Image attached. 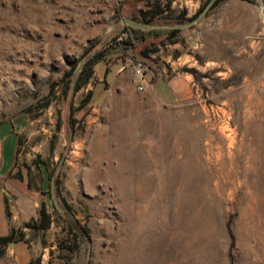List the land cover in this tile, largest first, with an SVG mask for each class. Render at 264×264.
<instances>
[{"label": "rangeland", "instance_id": "rangeland-1", "mask_svg": "<svg viewBox=\"0 0 264 264\" xmlns=\"http://www.w3.org/2000/svg\"><path fill=\"white\" fill-rule=\"evenodd\" d=\"M210 1L0 0V121L23 119L11 176L29 184H0V234L22 228L34 264H264V0L197 19ZM158 5L151 22L182 26L127 22ZM113 51L132 70L94 92L107 68L89 60ZM139 62L190 90H140ZM43 206L50 226L26 225ZM69 219L88 235L70 239ZM8 245L0 264H18Z\"/></svg>", "mask_w": 264, "mask_h": 264}, {"label": "crops", "instance_id": "crops-1", "mask_svg": "<svg viewBox=\"0 0 264 264\" xmlns=\"http://www.w3.org/2000/svg\"><path fill=\"white\" fill-rule=\"evenodd\" d=\"M112 50H122L120 48L112 49ZM119 51H113L109 54H106L102 57H99L95 62V67L98 65L99 61H103V63H106V73H103V71H96L98 74V81L91 86V89L94 92H100L107 86V83H109L110 79L108 77V71L110 69H113L117 62H120L117 66L115 72L121 73V72H130L132 69L130 67V62L126 59H122L119 56ZM111 56H114L112 59H110ZM110 68V69H108ZM153 73H146L145 77V87L149 89H154L159 98L165 102H171L180 96L186 94L190 88H191V77L183 72L177 71L175 73H172L171 75L168 74L165 71V74H161L160 76L153 77ZM115 78V77H114ZM113 80V79H112ZM111 80V81H112ZM104 82L103 85H101V82ZM101 87V88H100ZM101 95V94H100ZM99 95V96H100ZM15 123H12V125L7 124L9 120H12V118H7L2 121H0V184H3L5 188H13L15 190L16 187L23 188L25 190L29 189L28 180L26 178H19L17 176H11V172L13 171V168L15 166L16 156H17V149L19 146V138L22 132V129L24 127L23 119L16 116L13 117ZM13 121V120H12ZM10 135H14L17 138L16 141V147H15V157L14 161L8 165L7 170H3V145L5 142V139L8 138ZM8 186V187H7ZM3 187V189H4ZM24 199L29 200L28 196H23ZM10 229H6L2 231L4 234L8 233ZM12 247V250L14 251L17 263L18 264H34V262L31 259V251L28 247L27 241H12L9 243L8 246Z\"/></svg>", "mask_w": 264, "mask_h": 264}, {"label": "trees", "instance_id": "trees-1", "mask_svg": "<svg viewBox=\"0 0 264 264\" xmlns=\"http://www.w3.org/2000/svg\"><path fill=\"white\" fill-rule=\"evenodd\" d=\"M203 9L204 8H202L200 12H202ZM141 11H142V17L145 20H147V22H151L153 17H155L157 14L163 11V8L159 7L158 5L157 7L142 9ZM177 29L178 28H172L171 31L174 32ZM102 55H103L102 53L98 54L97 59L101 57ZM97 59H90L89 65L92 67L93 64H95ZM20 139L21 138H19V144H20ZM50 223H51V214L48 213L46 207L43 206L41 208V219L40 220H29L26 222V225L46 229L50 226ZM69 223H70L69 232L72 237L70 239L77 241L79 237H85L88 235L87 228L83 224H81L78 220L69 219ZM24 235H25L24 230L22 228H16V227H13L8 233L0 234V248L3 249L5 246H7L12 241H18L20 239H23Z\"/></svg>", "mask_w": 264, "mask_h": 264}, {"label": "water", "instance_id": "water-1", "mask_svg": "<svg viewBox=\"0 0 264 264\" xmlns=\"http://www.w3.org/2000/svg\"><path fill=\"white\" fill-rule=\"evenodd\" d=\"M213 1L214 0H211L209 2V4H207L205 6V8L202 10V12H200L197 15V19L201 18L206 13V11L208 10V8L210 7V5H211V3ZM123 22H125V18L123 19ZM127 22L128 23H131V24H135L138 27L149 28V29H152V28H162V27L178 28V27L182 26V24H169V23H156V22H137V21H132V20H128ZM54 200H55L56 206H58L59 208H61L60 205H59V203H58V201H57V199L55 198V196H54Z\"/></svg>", "mask_w": 264, "mask_h": 264}, {"label": "built area", "instance_id": "built-area-1", "mask_svg": "<svg viewBox=\"0 0 264 264\" xmlns=\"http://www.w3.org/2000/svg\"><path fill=\"white\" fill-rule=\"evenodd\" d=\"M136 71H137L138 79H139L138 88L140 90H144L145 89L146 72H145L144 67H143L141 62H139L137 64Z\"/></svg>", "mask_w": 264, "mask_h": 264}, {"label": "flooded vegetation", "instance_id": "flooded-vegetation-1", "mask_svg": "<svg viewBox=\"0 0 264 264\" xmlns=\"http://www.w3.org/2000/svg\"><path fill=\"white\" fill-rule=\"evenodd\" d=\"M162 28H168V27H162ZM162 28H157V29H162ZM168 29H172V28H168Z\"/></svg>", "mask_w": 264, "mask_h": 264}, {"label": "bare ground", "instance_id": "bare-ground-1", "mask_svg": "<svg viewBox=\"0 0 264 264\" xmlns=\"http://www.w3.org/2000/svg\"><path fill=\"white\" fill-rule=\"evenodd\" d=\"M230 154V153H229ZM220 159V158H219ZM251 159V158H250ZM150 176V175H149ZM159 191V190H158Z\"/></svg>", "mask_w": 264, "mask_h": 264}]
</instances>
